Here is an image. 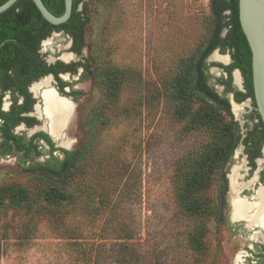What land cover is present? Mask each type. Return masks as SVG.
<instances>
[{
  "label": "rangeland",
  "instance_id": "rangeland-1",
  "mask_svg": "<svg viewBox=\"0 0 264 264\" xmlns=\"http://www.w3.org/2000/svg\"><path fill=\"white\" fill-rule=\"evenodd\" d=\"M84 4L89 22L83 59L90 71L71 78L83 93L76 120L66 128L70 129L67 138L57 141L69 150H82L75 184L85 191L67 207L70 212L62 223L53 219L46 206L0 209V264H68L75 245L61 235L66 228H77L99 250L113 248L114 237L128 229L134 234L131 242L153 257L155 264H196L185 246L189 221L177 220L175 215L176 173L181 161L200 151L206 135L185 132L186 122L173 114L172 83L179 60L193 53L209 35V4L203 0H86ZM70 45L68 37L54 32L42 43V53L48 60H65L73 56ZM218 52L210 55L209 62L227 60L229 51ZM108 66L124 70L118 99L109 101L103 95ZM210 75V83L222 93L223 86L215 79L223 71L211 66ZM234 79L242 87L241 79ZM232 96L229 94L230 100ZM241 105L243 112L238 115L232 104L240 140L226 169L231 184L233 169L239 167L244 175L239 180L249 187L257 174L244 180L245 174L252 176L255 171L249 169L243 138L254 121L247 116L252 104ZM22 131L28 137L34 130L19 129ZM71 138H76L74 144ZM41 145L46 153L48 146ZM46 157L43 154L39 161ZM262 166L260 158L256 170ZM11 183L23 184L35 193L38 186L62 185L63 179L41 180L11 155L0 161V186ZM220 185L217 180L209 193L218 195ZM248 190L255 193L253 187ZM236 194L232 188L228 192L226 220L219 215L207 220L209 258L205 264H264L257 257L264 232L231 220L229 199ZM88 202L95 207L91 212ZM94 232L99 234L92 235Z\"/></svg>",
  "mask_w": 264,
  "mask_h": 264
},
{
  "label": "trees",
  "instance_id": "trees-1",
  "mask_svg": "<svg viewBox=\"0 0 264 264\" xmlns=\"http://www.w3.org/2000/svg\"><path fill=\"white\" fill-rule=\"evenodd\" d=\"M5 1L0 0V5ZM43 1L55 15L64 13L65 0ZM84 3L86 0H73L70 18L58 25L46 20L33 0H17L0 13V60L6 63L5 73L1 76L4 88H17L31 102L27 89L29 83L43 74L57 72L56 66H47L38 52L42 40L54 31H63L65 35L71 36L74 40L72 49L82 52L89 22L87 4ZM81 4H84L82 8ZM209 7L212 22L209 35L193 53L179 60L178 72L172 83L176 100L173 114L186 122L185 132L202 131L206 135L200 151L181 161L176 173L175 215L177 220L189 221L185 246L196 264H205L209 258L207 220L211 215H222L227 186L226 167L240 140L229 94H233L239 103L251 99L253 109L248 118L254 124L247 130L243 143L247 145L248 151L254 152L252 158L260 153L264 144V124L254 94L252 52L239 20V0H210ZM216 49L221 53L229 51L233 62H209L210 55ZM211 66H218L226 72L215 79L216 84L223 86L222 93L210 83ZM70 68V65L64 66L65 70ZM85 68L88 73V62ZM236 68L242 72L243 89L233 83L232 75ZM123 72V69L115 66L107 67L103 94L107 101L118 99ZM99 109L103 111V106ZM42 135L51 145V157L44 162H34L28 169L41 180L60 177L63 184L40 185L35 193L20 183L2 185L0 209L32 210L35 206H46L50 210L44 207L48 212H53V219L62 223L65 213L70 212L67 207L75 204L80 193L85 191L84 187L75 184L83 152L80 148L68 150L56 147L48 135ZM23 147L30 150V147L21 145ZM56 150H60L63 157L54 155ZM217 180L221 183L220 192L212 196L209 192ZM87 207L90 212L95 208L90 202ZM64 230L65 233L61 235L75 245L68 264H155L153 257L146 256L131 242L134 234L128 229L114 237L117 241L109 250L97 249L95 241H88L87 235L77 233V228ZM100 230L104 231L102 228ZM97 234L94 232L92 235Z\"/></svg>",
  "mask_w": 264,
  "mask_h": 264
},
{
  "label": "flooded vegetation",
  "instance_id": "flooded-vegetation-1",
  "mask_svg": "<svg viewBox=\"0 0 264 264\" xmlns=\"http://www.w3.org/2000/svg\"><path fill=\"white\" fill-rule=\"evenodd\" d=\"M54 32H60L64 34L63 31H54ZM54 32H52V34ZM65 36L70 39V42H71L70 53L73 55L72 57L65 59V60L61 59L60 57L52 58L51 60L46 59L45 55L42 53V43L48 37L42 40L38 52L40 56L44 59L47 66H56L57 72H49L47 74H43L36 80H33L29 83V85L27 86V89H28V92L30 93L31 102H29L30 99L28 100L27 96L19 92L17 88L14 89L12 87H8V88L3 87L4 83H3V79L1 76L5 73L6 63L0 60V161H2V159L6 156L15 155L17 162L20 163V159H21L23 164L27 166V169H28V166H31L32 164H34V162L39 161V158L43 156V154H46L47 156L44 159V161H46L48 158L51 157V145L49 144L48 140L42 134L48 135V137L51 138V140L54 142L56 147L63 146L62 148L64 149L70 148V147H65L62 143L58 142L57 139H60L61 137L67 138L68 131L70 129L66 130V128L70 126L76 120L77 112H78L77 110L78 99L82 95L83 92L80 89H77L76 85L72 83L71 78L77 79L80 76H82L84 72L86 71L85 64L87 62L85 59H83L84 58L83 50L81 53H78L75 50H73L72 47L74 46V40L69 35H65ZM229 55L231 57L230 63H232L233 58L230 52H229ZM66 65L68 66L70 65L71 68L65 70L64 66ZM221 70L223 71V69ZM225 73L226 72L223 71V74ZM76 75H79V76L76 78ZM232 76H233V83L235 85L234 75ZM240 77H241V85H242L240 89H243L244 78H243L242 72H241ZM44 79L50 80L49 85L43 84L42 86L37 87L38 89H35V86L38 83H41ZM47 89L53 90L55 93L57 92L58 94L61 95L59 96L62 97L63 99L68 98L69 101H72L71 104L70 102L67 101L69 105L71 106L70 107L71 110L63 121L62 119L60 120L62 129L58 136L52 133L51 131V120L46 111L45 97L43 95V92ZM232 97L234 98V96ZM252 109H253V106L251 105L248 115L250 114ZM250 128H248V130ZM19 129H22V130L33 129L34 131L30 135H28V137H26L24 135L25 132L22 131L20 133ZM71 140H73V144H74L76 138H71ZM42 143L48 146L46 153H43L42 150L40 149V147L42 146L41 145ZM21 145L30 147V150L27 151V149H25L24 147L21 148ZM247 148H248L247 145L244 144L243 151L245 155L247 156V162L250 165L249 169L255 172L252 176H250L249 174L248 175L245 174L244 180L247 181L251 179L252 177H254L255 174H257V176L253 178L254 181L249 187L247 185L244 186V188L242 189L243 192L241 193V195L243 197H247L249 200H252V197L254 194L252 193V190H248L249 188L253 187V192H256L260 187H263L264 189V144L260 149V153L256 154L253 158L251 155L254 152L248 151ZM251 149L254 150V147H252ZM57 153H59V155H57ZM53 154L59 157H63V153L60 150L54 151ZM260 158H262L263 160V166L259 170H256L257 160ZM226 177H227V186H226V192L224 196V204L222 208L221 220H224L225 218L224 212L226 211V209H228L227 196H228L229 190H231L232 188L229 177H228V172L226 173ZM230 179H231V176H230ZM231 197L232 198L229 199V202L231 201L230 202L231 220L233 222H243L246 227H251L255 230L261 229L264 232V228L260 226H256V225H251L249 219L240 218L235 215L234 206H233V196ZM262 244L263 245H258L260 249H259V254L257 255V257H262L264 259V243ZM247 251H250L251 253H253L254 249L252 247H247Z\"/></svg>",
  "mask_w": 264,
  "mask_h": 264
},
{
  "label": "water",
  "instance_id": "water-1",
  "mask_svg": "<svg viewBox=\"0 0 264 264\" xmlns=\"http://www.w3.org/2000/svg\"><path fill=\"white\" fill-rule=\"evenodd\" d=\"M16 1L17 0L5 1L0 5V13L10 8ZM33 1L43 17L52 24L58 25L64 23L72 14L73 0H65V11L62 15H55L51 12L43 0ZM239 20L252 52L254 94L257 110L264 124V0H239ZM218 50L219 49H216L215 51L218 52ZM227 57L228 60L223 61L224 64H229L231 62L230 55H227ZM236 71L241 76V72L238 68L234 69L233 75ZM57 95L59 96L60 94L57 93ZM64 99L70 102V104L72 103L68 98ZM231 103L234 105L241 104L242 102L239 103L232 98ZM243 103L250 104L251 99L248 98L243 101Z\"/></svg>",
  "mask_w": 264,
  "mask_h": 264
},
{
  "label": "bare ground",
  "instance_id": "bare-ground-1",
  "mask_svg": "<svg viewBox=\"0 0 264 264\" xmlns=\"http://www.w3.org/2000/svg\"><path fill=\"white\" fill-rule=\"evenodd\" d=\"M234 76L237 77L238 80L241 79L237 71ZM49 81V79H44L41 83H38L35 86V89H38L37 87H40L43 84L49 85ZM43 95L45 97L46 111L51 120V131L58 136L62 129L60 120L62 119L63 121L69 114L71 110L69 107L70 105L66 99L59 97L53 90L47 89L43 92ZM234 109L236 113L240 115L243 112V105L234 104ZM239 171V167H234L231 174L232 189L237 193L236 196L233 197L235 215L240 218L249 219L251 225L264 228V189L263 187H260L254 193L252 200L240 196V192H242L241 190L246 185L240 182L239 179L243 178V175Z\"/></svg>",
  "mask_w": 264,
  "mask_h": 264
},
{
  "label": "built area",
  "instance_id": "built-area-1",
  "mask_svg": "<svg viewBox=\"0 0 264 264\" xmlns=\"http://www.w3.org/2000/svg\"><path fill=\"white\" fill-rule=\"evenodd\" d=\"M203 1H205L207 4H209V3H210V0H203Z\"/></svg>",
  "mask_w": 264,
  "mask_h": 264
}]
</instances>
